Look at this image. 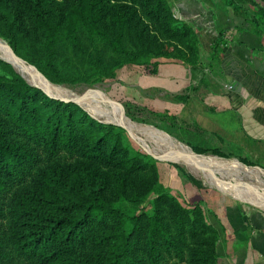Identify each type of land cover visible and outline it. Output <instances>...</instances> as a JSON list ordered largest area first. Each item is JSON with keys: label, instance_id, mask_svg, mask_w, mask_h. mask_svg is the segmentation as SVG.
<instances>
[{"label": "trees", "instance_id": "16d2710c", "mask_svg": "<svg viewBox=\"0 0 264 264\" xmlns=\"http://www.w3.org/2000/svg\"><path fill=\"white\" fill-rule=\"evenodd\" d=\"M0 37L53 85L101 84L126 64L155 72L161 57L199 64L198 37L167 0H0ZM121 199L152 212L127 214ZM217 242L203 206L164 190L121 127L0 59V264H216Z\"/></svg>", "mask_w": 264, "mask_h": 264}, {"label": "crops", "instance_id": "0c3cea01", "mask_svg": "<svg viewBox=\"0 0 264 264\" xmlns=\"http://www.w3.org/2000/svg\"><path fill=\"white\" fill-rule=\"evenodd\" d=\"M167 1L195 31L199 64L161 57L152 60L155 72L126 64L117 72V92L149 113L146 127L160 137L166 133L191 149L230 152L264 167V16L252 13L264 10V0ZM212 204L216 264H264V212L221 198Z\"/></svg>", "mask_w": 264, "mask_h": 264}, {"label": "rangeland", "instance_id": "374dc122", "mask_svg": "<svg viewBox=\"0 0 264 264\" xmlns=\"http://www.w3.org/2000/svg\"><path fill=\"white\" fill-rule=\"evenodd\" d=\"M0 40L3 41L1 43L9 46L3 38L0 37ZM61 53L62 57L58 60L61 71L68 77L77 76L78 72L72 65L61 62L64 56H69L68 49L62 48ZM2 58L0 55V59ZM26 64L28 65V63ZM11 66L13 67L12 64ZM13 69L18 72L14 67ZM20 75L31 85L41 89L40 85L33 81H28L22 74ZM116 78L101 84L79 82L74 84H54L57 86H52L51 82V84L46 82L52 87L62 89V91L60 90L62 94L57 91H53V93L49 92L52 95L67 99L80 97L79 104L94 119L104 123L111 122L110 124L121 127L125 131L128 144L133 149L139 150L155 160L160 182L164 190H167L175 196L186 207L192 208L197 203L201 204L209 222L211 220L215 224L217 223V220L214 219V212L211 211L215 207L212 204L213 199L217 201L221 198L222 202H227L231 205L236 204L246 207V209H257L264 212V174L258 170H254L259 169L264 172V167L254 162L252 158L239 157L237 154L230 152H224L225 154H222L220 152H199L193 150L168 136L164 133L165 131L162 134L165 138L160 137V132L146 127L149 123L145 119L150 117L149 113L140 106L131 105V103L125 100L124 95H120L117 92L119 84ZM112 119L126 127L124 128L112 122ZM153 126L155 129H160L158 128V123L153 124ZM183 150H187L195 158L200 157L199 159L203 158V160L214 158L220 162H223L221 160L228 162H223L225 165H219V167L214 166L213 163H194L183 156ZM177 159L180 161H177ZM235 163L239 166L246 167V169L239 171L231 167ZM154 195L153 193L151 197ZM250 200H258L260 205L250 202ZM115 206L127 214H133L140 210L148 213L152 212V205L148 201L130 203L121 199L115 203Z\"/></svg>", "mask_w": 264, "mask_h": 264}, {"label": "bare ground", "instance_id": "6f19581e", "mask_svg": "<svg viewBox=\"0 0 264 264\" xmlns=\"http://www.w3.org/2000/svg\"><path fill=\"white\" fill-rule=\"evenodd\" d=\"M1 41L2 40H0V55L5 59V60H7V61H9L12 65H13V67L20 73V74H22L28 81H33V82H35V83H37L38 85H40L42 88H44L47 92H52L53 93V91H57V92H59V93H61L62 94V89L61 88H55V87H52V86H57V85H53V84H51L50 82H48L45 78H43L41 75L39 76L37 73V71L33 68V67H31V66H29V65H27L26 63H23L21 60H19L18 58H16L14 55H13V53H11L10 51H9V47H8V45L6 46L5 44H3V43H1ZM3 42V41H2ZM8 47V48H7ZM33 68V69H32ZM37 72V73H36ZM45 80V81H44ZM49 83V84H51L52 86H50L47 82ZM61 90V91H60ZM51 94V93H50ZM105 106V105H104ZM107 110H108V108H107ZM112 122H114V123H116V124H118V122L116 121V120H111ZM127 123V122H126ZM122 125V124H121ZM123 126H125V125H123ZM126 127V126H125ZM183 152V156H185L188 160H190V161H193L194 163H202V164H207V163H209V164H211V163H213L214 164V166L216 165V166H218L219 167V165H225L223 162H225V161H223V162H220V161H218L217 159H214V158H208V159H205V160H203V158L202 159H199L200 157H197V158H195L194 156H192L191 155V153L190 152H188L187 150H183L182 151ZM179 157H181V156H179ZM165 158V157H164ZM160 159H163V158H160ZM177 161H180L179 159H177ZM183 161V160H182ZM222 161V160H221ZM226 163V162H225ZM184 164V163H183ZM227 167V166H226ZM227 170H228V168H227ZM229 172V171H228ZM255 190V189H254ZM259 197V196H258ZM254 198V197H253ZM257 198V197H256ZM255 198V199H256ZM263 198V197H262ZM260 199V198H259ZM251 202H252V200H251ZM254 203H256V204H259V202H258V200H254ZM260 205V204H259Z\"/></svg>", "mask_w": 264, "mask_h": 264}, {"label": "water", "instance_id": "95a60500", "mask_svg": "<svg viewBox=\"0 0 264 264\" xmlns=\"http://www.w3.org/2000/svg\"><path fill=\"white\" fill-rule=\"evenodd\" d=\"M177 17V16H176ZM9 47V46H8ZM9 50L13 53V51L11 50V48L9 47ZM14 54V53H13ZM15 55V54H14ZM16 56V55H15ZM17 57V56H16ZM19 58V57H18ZM3 59V58H2ZM20 59V58H19ZM5 60V59H4ZM22 60V59H21ZM5 61H7V60H5ZM23 61V60H22ZM7 62H9V61H7ZM23 62H25V61H23ZM10 63V62H9ZM26 63V62H25ZM29 65V64H28ZM29 66H31V65H29ZM31 67H33V66H31ZM34 68V67H33ZM35 69V68H34ZM36 70V69H35ZM37 71V70H36ZM38 72V71H37ZM38 74L39 75H41L43 78H45L40 72H38ZM47 80V79H46ZM48 81V80H47ZM49 82V81H48ZM34 86V85H33ZM41 89L48 95V96H50V97H53V98H57V99H61V100H67V101H73V102H75V103H77L78 105H80L79 104V102H80V100H81V98L80 97H77V98H73V99H67V98H62V97H58V96H55V95H52V94H50L49 92H47L44 88H42L41 87ZM81 106V105H80ZM82 107V106H81ZM111 123V122H110ZM118 125H120V126H122V127H124L125 128V126H123V125H121V124H118Z\"/></svg>", "mask_w": 264, "mask_h": 264}]
</instances>
